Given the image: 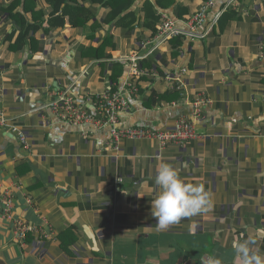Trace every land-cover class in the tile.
<instances>
[{
	"label": "crops",
	"instance_id": "crops-1",
	"mask_svg": "<svg viewBox=\"0 0 264 264\" xmlns=\"http://www.w3.org/2000/svg\"><path fill=\"white\" fill-rule=\"evenodd\" d=\"M172 1L135 0L133 17L121 19L89 0L57 10L47 0H0V178L15 213L33 224L44 217L54 232L18 244L0 214V264H204L208 256L242 264L235 247L244 240L264 254V0ZM207 2L198 27L207 35L174 38L145 58L143 92L119 116L121 129L167 132L203 95L195 138L114 142L108 126L66 125L44 107L68 86L79 95L123 87L127 58L156 33L151 19L165 14L184 28ZM150 93L161 99L151 104ZM161 163L203 185L211 211L158 229L151 203Z\"/></svg>",
	"mask_w": 264,
	"mask_h": 264
},
{
	"label": "built area",
	"instance_id": "built-area-1",
	"mask_svg": "<svg viewBox=\"0 0 264 264\" xmlns=\"http://www.w3.org/2000/svg\"><path fill=\"white\" fill-rule=\"evenodd\" d=\"M234 0L229 1L230 6ZM210 2L202 5L196 13L184 21V28L177 27L175 22L165 14L159 16L156 33L146 43L142 44L141 52H133L127 58L130 67L128 81L116 89L108 88L100 93L75 94L72 87L68 86L57 92L56 97L44 107L48 109L60 122L76 126H93L110 128V141L118 142L122 138L141 139L152 138L161 144L173 143L182 145L196 136L195 124L202 116V111L207 104L203 95H199L191 102L192 113L189 118L180 115L171 131H156L140 127L119 128V116L129 114V97L138 96V88L133 85V80L147 76L140 68V63L151 56L154 51L161 48L163 44L174 39L183 38L188 40H202L208 31L198 32V27L205 22L207 9ZM166 75V74H165ZM166 81H172L168 75L164 76ZM182 85L175 84V90L180 93ZM182 93H180L181 95ZM5 120L4 113L0 111V124ZM21 144L24 137L20 131L15 130ZM0 214L4 222L9 225L12 238L18 244L26 242L29 236L37 239H51L53 230L46 218L40 217L38 223H30L15 213L12 191L3 186L0 178Z\"/></svg>",
	"mask_w": 264,
	"mask_h": 264
},
{
	"label": "clouds",
	"instance_id": "clouds-1",
	"mask_svg": "<svg viewBox=\"0 0 264 264\" xmlns=\"http://www.w3.org/2000/svg\"><path fill=\"white\" fill-rule=\"evenodd\" d=\"M155 183L159 195L151 203L152 216L158 229H167L182 219L211 211L212 200L203 185L185 183L177 169L167 163L159 165ZM254 240H244L235 247L242 264H264V254L251 251ZM204 264H221V260L208 256Z\"/></svg>",
	"mask_w": 264,
	"mask_h": 264
},
{
	"label": "trees",
	"instance_id": "trees-1",
	"mask_svg": "<svg viewBox=\"0 0 264 264\" xmlns=\"http://www.w3.org/2000/svg\"><path fill=\"white\" fill-rule=\"evenodd\" d=\"M47 1L53 4L55 9L57 10L61 4L65 3L66 0H47ZM89 1L95 4L109 5L108 7L110 8L113 16H116V17L119 16L121 17V19L123 18L126 19L127 17H131V18L133 17V14L129 12V9L134 4L135 0H89ZM157 2L162 8H166V5H171L173 3L172 0H157ZM151 20L154 22L157 21L158 23L159 14L158 16L157 15L154 16ZM151 20H149V22H152ZM23 38L24 36L22 35L19 39H17V46L22 44ZM143 78L144 77H140L137 80H133V85L137 86L138 88V94L143 92L140 88V85H141L140 80ZM146 98L148 102H150L151 104H154L157 102V100L161 99L160 97H157L155 93H150Z\"/></svg>",
	"mask_w": 264,
	"mask_h": 264
}]
</instances>
